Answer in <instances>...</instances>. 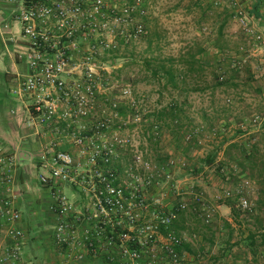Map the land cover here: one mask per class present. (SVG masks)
<instances>
[{"label":"rangeland","instance_id":"obj_1","mask_svg":"<svg viewBox=\"0 0 264 264\" xmlns=\"http://www.w3.org/2000/svg\"><path fill=\"white\" fill-rule=\"evenodd\" d=\"M102 1L90 41L80 8L74 61L93 46V122L142 222L183 205L158 232L181 241L178 264H264V0Z\"/></svg>","mask_w":264,"mask_h":264},{"label":"built area","instance_id":"obj_2","mask_svg":"<svg viewBox=\"0 0 264 264\" xmlns=\"http://www.w3.org/2000/svg\"><path fill=\"white\" fill-rule=\"evenodd\" d=\"M0 3L13 6L8 23L2 20L0 10L1 35L8 34L11 39L12 24H18V34L26 48L24 59L29 73L17 80L12 93L25 101L27 126L41 139L33 170L39 184L49 189L53 197L55 246L82 248L92 257L105 253L109 262L115 260V264H143V261L156 264L161 256L171 264H178L176 249L181 241L167 233L164 243L159 244L158 232L160 228L167 230L177 219V212L185 207L181 205L177 212L155 215L142 222L140 191L127 194L118 183L110 169L114 153L108 143V126L103 121L93 122L99 108L94 96L93 46L77 63L74 61V55L80 53L76 41L80 8H89L84 15V39L90 41L96 31L93 18L99 15L103 1L0 0ZM119 12L128 14L127 9ZM141 32L142 27L138 26L136 34ZM16 165L17 158L0 147V264H26L23 247L27 235L19 227L21 191ZM64 186L78 191V201L67 197ZM248 186L250 182L243 180L236 191L243 211H251L242 196L243 188ZM231 195L226 191L225 198ZM206 219H210L209 214ZM112 251L118 255L116 259Z\"/></svg>","mask_w":264,"mask_h":264},{"label":"crops","instance_id":"obj_3","mask_svg":"<svg viewBox=\"0 0 264 264\" xmlns=\"http://www.w3.org/2000/svg\"><path fill=\"white\" fill-rule=\"evenodd\" d=\"M12 8L13 6L0 3L4 23L10 20ZM18 28V24H12L11 39L8 34L2 36L0 33V147L8 155L17 158L16 178L21 191L18 198L21 212L19 227L27 235L23 247L26 264H115V260L109 262L110 259L105 253L92 257L82 248H59L54 244L52 228L56 218L52 194L49 189L39 184L34 170H25L27 165L33 166L41 139L27 126L25 101L12 93L17 80L29 73L24 59L26 48L18 34ZM63 191L65 194L71 193V200L78 201L79 193L76 189L64 186ZM112 252L116 259V251ZM142 263L147 264L144 261ZM156 264L171 263L165 256H161Z\"/></svg>","mask_w":264,"mask_h":264},{"label":"trees","instance_id":"obj_4","mask_svg":"<svg viewBox=\"0 0 264 264\" xmlns=\"http://www.w3.org/2000/svg\"><path fill=\"white\" fill-rule=\"evenodd\" d=\"M226 206L231 210V213L234 215L236 214V211H235V202H228L226 203ZM180 252V249L177 248L176 249V253L178 254Z\"/></svg>","mask_w":264,"mask_h":264}]
</instances>
